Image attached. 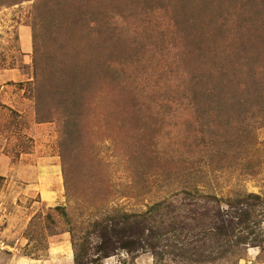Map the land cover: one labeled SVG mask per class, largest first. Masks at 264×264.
I'll return each mask as SVG.
<instances>
[{"label":"rangeland","instance_id":"obj_1","mask_svg":"<svg viewBox=\"0 0 264 264\" xmlns=\"http://www.w3.org/2000/svg\"><path fill=\"white\" fill-rule=\"evenodd\" d=\"M35 1L0 7V264H159L152 246L163 250L176 242L160 241L162 224L136 215L129 224L109 219L118 209L138 215L161 201L168 227H190L195 217L201 222L217 204L180 193L186 183L225 199L235 195L232 189L261 195L264 232L261 103L255 96L245 99L248 105L223 93L203 96L222 80L239 79L255 90L264 58L247 57L264 52V0H61L85 10L72 16L85 33L98 20L115 65L122 72L133 68L120 77L126 92L109 88L113 96L74 133L66 172L63 116L39 122L32 95ZM70 10L59 12L62 37L70 32ZM52 39L50 31L41 42L46 59ZM250 127L261 146L245 148L241 159L229 137ZM213 140L220 148L211 149ZM226 148L223 157L214 156V149ZM219 204L233 221L234 210ZM74 238L86 249L79 261ZM254 245L244 242L237 256L206 264H264V243ZM171 258L164 264H193Z\"/></svg>","mask_w":264,"mask_h":264},{"label":"trees","instance_id":"obj_2","mask_svg":"<svg viewBox=\"0 0 264 264\" xmlns=\"http://www.w3.org/2000/svg\"><path fill=\"white\" fill-rule=\"evenodd\" d=\"M23 1L26 0H0V7L13 6ZM35 4L32 23L34 38V88L32 95L36 102L39 122L51 121V118L57 114L63 116L60 148L63 169L66 172L67 145L74 137V133L79 131L80 124H86L83 122L84 119L89 118L90 112H93L94 108L104 101V98L109 95L113 96L114 92L116 94L126 92V82L120 80V77L127 75L133 68L126 65L124 67L125 71L122 72L115 65L114 51L111 48L110 38L107 36V29L98 20L91 21V26L87 28L88 32L85 33L81 19L77 22L72 18L73 15L77 17V11L81 14L84 13L85 10H82L81 5L70 6L64 4L63 6L61 0H36ZM68 8H71V15H69L71 19L65 18V22L70 32L62 37L60 32L58 33L61 22L59 12L65 13ZM47 13L50 14L48 17L44 15ZM50 31L53 36L51 40L52 48L46 59L41 52V42L43 37H45V40L49 37ZM263 53L261 51H258V53L253 52L247 59L263 60ZM261 71L262 75L257 79L254 91L251 90L247 82H242L239 79H233L234 81L222 80L216 84V86L218 85L216 91V86L212 90V84L209 87L210 90H204L203 96H209L208 99H210L214 94L219 96V93H223L228 96L229 100L237 101L241 105H248L249 102L245 99L255 96L261 103L258 111L262 114L261 120H264V70ZM125 79L127 80V77ZM109 88L113 89L114 92L110 93ZM193 97L195 99L190 103L195 107L197 105L196 95ZM53 100L56 103H53ZM262 127L264 128V125ZM254 132L255 128L251 129L250 127L245 134H233L229 137L233 143L232 146L238 150L241 159L243 156L241 153L245 148L249 152L253 148V152H255L261 146ZM216 147L220 148L213 140L211 149ZM217 150L214 149L216 151L214 156L220 158L228 151L227 148L222 149L224 151ZM128 162H130V158H128ZM145 186V183H143L139 191L144 189ZM201 190L195 183H186L180 189V193L195 197L197 201L204 198L207 201L215 202L217 209L211 214L207 212L202 214L203 218L200 217L201 222H197L198 217H195L192 219L193 224L190 227L181 228L176 222L171 223L168 227L166 214L162 212L165 203L161 201L154 203L152 207L146 209L142 214L138 213V215L118 209L115 215L110 216L109 220L121 219L123 223L129 224L136 215L155 226L162 224L164 230L161 231L160 241H166L167 244L168 240L176 239V242L172 247L169 248L167 245V248H163V250H156V247L152 246L153 255L159 264H164L166 257L169 256L172 257L171 259L181 258L193 264L213 263L217 260L227 259L230 256H237V248L244 242H253L255 243L254 246L264 243V232L262 231L263 228L260 229L261 219L259 218L261 216L260 207L263 203L261 195L253 192L240 193L237 191L235 193V190L232 189V193L235 195L225 199L214 193H203ZM70 192H72V189ZM221 202H225L231 210H234L231 215L233 221L224 219L220 210L221 205L219 203ZM180 210L181 208H179V212ZM178 217L180 219L182 214L180 213ZM204 219L208 221L207 224ZM182 236H186L187 239L183 240ZM85 250L84 243L77 242L74 238L75 260L79 261L81 253H84ZM233 264H237V262Z\"/></svg>","mask_w":264,"mask_h":264}]
</instances>
